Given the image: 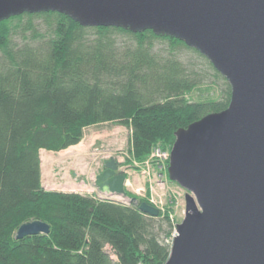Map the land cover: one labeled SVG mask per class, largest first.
Instances as JSON below:
<instances>
[{
  "label": "trees",
  "instance_id": "obj_1",
  "mask_svg": "<svg viewBox=\"0 0 264 264\" xmlns=\"http://www.w3.org/2000/svg\"><path fill=\"white\" fill-rule=\"evenodd\" d=\"M19 31L31 36L14 46ZM181 50L206 69L185 63ZM0 54V264H165L172 244L162 234L174 230L169 217L146 215L140 204L46 191L40 152L65 151L83 141L86 129L116 124L131 129V154L143 161L157 146H173L180 129L226 110V79L174 38L84 28L58 13L1 22ZM206 82H222L221 99L188 102L187 94ZM32 221L47 223L50 234L16 240Z\"/></svg>",
  "mask_w": 264,
  "mask_h": 264
},
{
  "label": "water",
  "instance_id": "obj_2",
  "mask_svg": "<svg viewBox=\"0 0 264 264\" xmlns=\"http://www.w3.org/2000/svg\"><path fill=\"white\" fill-rule=\"evenodd\" d=\"M43 13L174 38L226 79L229 107L175 134L168 175L186 191V212L165 264H264V0H0V23ZM126 181L111 159L95 186L105 199H127ZM50 231L32 221L15 239Z\"/></svg>",
  "mask_w": 264,
  "mask_h": 264
},
{
  "label": "rangeland",
  "instance_id": "obj_3",
  "mask_svg": "<svg viewBox=\"0 0 264 264\" xmlns=\"http://www.w3.org/2000/svg\"><path fill=\"white\" fill-rule=\"evenodd\" d=\"M34 25L43 32L42 20H35ZM29 36L31 33H15L12 36L13 45H24ZM179 55L198 71L206 69V62L194 53L181 50ZM221 86L222 82H206L188 93L186 99L195 103L219 101L222 97ZM84 132V139L77 146L58 153L45 150L40 152L43 188L48 192L75 193L105 199L106 196L96 188L95 182L97 176L104 172L105 164L114 159L118 165V174L126 175L128 198L115 197L108 200L128 206L146 202L159 209L162 216L169 217L174 226L173 231L162 234L165 243L172 244L176 227L183 222L186 212V191L172 182L168 175L174 144L167 147L159 145L147 159L139 161L131 154L130 128L105 124L88 128ZM132 199L137 202L131 203Z\"/></svg>",
  "mask_w": 264,
  "mask_h": 264
}]
</instances>
